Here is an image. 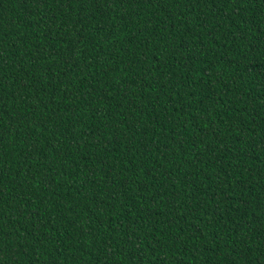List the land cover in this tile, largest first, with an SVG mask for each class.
<instances>
[{
    "label": "trees",
    "instance_id": "1",
    "mask_svg": "<svg viewBox=\"0 0 264 264\" xmlns=\"http://www.w3.org/2000/svg\"><path fill=\"white\" fill-rule=\"evenodd\" d=\"M0 264H264V0H0Z\"/></svg>",
    "mask_w": 264,
    "mask_h": 264
}]
</instances>
